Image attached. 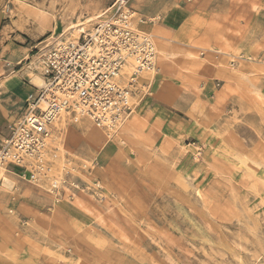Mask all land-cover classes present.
Listing matches in <instances>:
<instances>
[{"label": "rangeland", "instance_id": "obj_1", "mask_svg": "<svg viewBox=\"0 0 264 264\" xmlns=\"http://www.w3.org/2000/svg\"><path fill=\"white\" fill-rule=\"evenodd\" d=\"M206 2L191 40L177 24L154 39L163 54L138 81L173 118L69 120L49 183L0 211V264H264V0ZM40 3L0 0V76L24 68L37 86L51 40L16 34V9Z\"/></svg>", "mask_w": 264, "mask_h": 264}, {"label": "built area", "instance_id": "obj_2", "mask_svg": "<svg viewBox=\"0 0 264 264\" xmlns=\"http://www.w3.org/2000/svg\"><path fill=\"white\" fill-rule=\"evenodd\" d=\"M135 24L129 0H115L88 32L49 38L36 62L43 85L27 98L10 136L0 141L1 165L30 170L32 179L45 174L53 127L63 114L107 129L128 119L132 89L140 75L154 70L157 55L152 37ZM127 67L128 85H122Z\"/></svg>", "mask_w": 264, "mask_h": 264}, {"label": "crops", "instance_id": "obj_3", "mask_svg": "<svg viewBox=\"0 0 264 264\" xmlns=\"http://www.w3.org/2000/svg\"><path fill=\"white\" fill-rule=\"evenodd\" d=\"M114 1L115 0H41L39 9H16L20 11L19 14H21V16L25 14L22 20H17V26L23 27L24 29L18 28L16 34L32 41H40L48 37L46 40L42 41V43H45L50 40L49 38H58L60 36L70 38L71 35L73 37L75 30H73L72 27H74L75 24V26H79L78 28H82L84 25L94 22L91 28L88 26L84 28V30L88 32L96 24L100 16L113 5ZM206 3L209 2H206V0H129V8L135 14V25L140 31L149 34L153 40L157 39L160 42L167 40L168 43H172V39H176V37H174L175 31L173 32L171 30L175 24L178 25V30H176L177 33L181 31L185 32L186 29L193 32L186 33V38L191 40V36L196 33L195 28L203 25L200 19L197 18L196 12H201L203 10L204 16H207L206 12L208 11V7ZM38 14L42 15V17ZM92 19L94 20L91 21ZM148 19H152L154 23H149ZM140 20H145V23H139ZM161 20H163V22ZM27 25L35 26L37 32H32L29 35L25 30ZM14 40H16V38H14ZM184 42H187V40L183 39L180 41V43ZM40 44L27 46L23 48L21 53L24 55L26 52L31 53L37 49ZM173 45L176 46L178 44L175 43ZM145 73L146 72L143 74ZM130 74V68L129 72L123 71L122 75L124 78H120L119 83L126 85L127 78H129ZM142 75H140L139 79H142ZM32 76L33 73L24 72V68L14 71L11 75L5 77L0 76V141L10 136V126L22 117L27 98L36 91L37 86L32 83ZM140 85L142 86V84ZM140 85L138 83V87L132 89L131 95V103L133 100H139L140 106L137 110H134V105H132L133 107L130 105L132 107V113L127 118H173V116L169 114V110L166 109V106L169 107V104L161 101L156 95H148L145 91L149 88L146 86L141 87ZM159 90H161V88ZM142 96L143 98H141ZM66 116L65 122L61 125L60 130L54 124L49 142V150L46 156L48 162L52 157V151H54L52 148L54 136H57L56 138L60 141V136H63L65 126L69 119L71 120L74 118L73 120L78 123L73 125L79 127L84 126V124L88 125L92 122L88 118L73 114H66ZM63 125L65 126L63 127ZM66 129L68 128L66 127ZM53 157L55 159V156ZM26 172H28L27 175H25ZM29 178H31L30 171L14 166H6V172L0 176V211L1 209H9L5 207L6 203L11 202L13 204L14 202L21 201V196H19L22 194L21 192L49 183L47 176L42 175L41 177L34 178V182ZM17 190L19 191L18 193L16 192Z\"/></svg>", "mask_w": 264, "mask_h": 264}, {"label": "bare ground", "instance_id": "obj_4", "mask_svg": "<svg viewBox=\"0 0 264 264\" xmlns=\"http://www.w3.org/2000/svg\"><path fill=\"white\" fill-rule=\"evenodd\" d=\"M19 1V0H18ZM23 1V0H22ZM21 4V3H20ZM23 5V4H22ZM20 7V6H19ZM43 10V9H42ZM40 12V11H39ZM47 12V11H46ZM37 14V13H36ZM39 15V14H38ZM39 16H41L42 17V15H39ZM47 16V15H46ZM52 19H55V18H52ZM76 25V24H75ZM74 25V27H72V29L73 30H75V32L76 33H79L80 31H83L84 30V28H81L80 30H78V27L79 26H75ZM72 30V31H73ZM156 36V35H155ZM71 37H72V35H71ZM158 38V37H157ZM156 45V44H155ZM170 49V48H169ZM171 50V49H170ZM163 51H162V49H161V46H160V44L158 45V49H157V54H159V55H161V54H163L162 53ZM171 52V51H170ZM169 54H171V53H169ZM164 57V56H163ZM168 58V57H167ZM159 59V58H158ZM160 60V59H159ZM162 60H164V59H162ZM36 68L37 69H39V70H41V67L39 66V65H37L36 66ZM125 72H129V67H127L126 68V70H125ZM38 74V73H37ZM128 76V75H127ZM151 76V75H150ZM124 78V77H123ZM122 79V78H121ZM123 81V80H122ZM35 83L37 84V86L38 87H41L42 85H43V82H42V77H41V75H40V77H36L35 78ZM69 115V114H68ZM72 116V115H71ZM66 114H63L56 122H55V126L60 130V127H61V125L65 122V119H66ZM70 120V119H69ZM65 125H63V127H64ZM62 127V128H63ZM111 129V128H110ZM59 132V131H58ZM101 132V131H100ZM105 132V131H104ZM102 133V132H101ZM62 136V135H61ZM57 136H55V139H56V141H57V138H56ZM61 142V141H60ZM53 145H55L54 143L52 144V146ZM56 147H57V145H56ZM60 147V146H59ZM54 148V147H53ZM51 149V148H50ZM56 149V148H55ZM60 150H62L61 148H59ZM53 152V151H52ZM55 153V152H54ZM57 153H59V152H57ZM50 154V153H49ZM58 156V155H57ZM61 156V155H60ZM51 157V156H50ZM54 158V157H53ZM56 160V159H55ZM56 162V161H55ZM62 162V161H61ZM58 164V163H57ZM6 167V166H5ZM6 172V168H4L2 165H0V176L1 175H3L4 173ZM7 181V180H6ZM6 185V184H5ZM9 186V185H8Z\"/></svg>", "mask_w": 264, "mask_h": 264}]
</instances>
